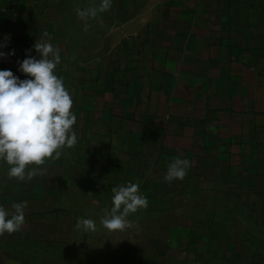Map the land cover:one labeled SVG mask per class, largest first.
Returning a JSON list of instances; mask_svg holds the SVG:
<instances>
[{
  "label": "crops",
  "instance_id": "0c3cea01",
  "mask_svg": "<svg viewBox=\"0 0 264 264\" xmlns=\"http://www.w3.org/2000/svg\"><path fill=\"white\" fill-rule=\"evenodd\" d=\"M0 0V70L60 49L78 142L43 174L9 178L0 205L27 201L20 231L0 235V264H264V0ZM94 28L91 49L73 57ZM87 25V26H86ZM47 34V35H45ZM30 50V51H29ZM187 158L183 180L164 179ZM138 183L148 206L110 231L112 188ZM96 221L85 233L79 218Z\"/></svg>",
  "mask_w": 264,
  "mask_h": 264
},
{
  "label": "clouds",
  "instance_id": "9594fccd",
  "mask_svg": "<svg viewBox=\"0 0 264 264\" xmlns=\"http://www.w3.org/2000/svg\"><path fill=\"white\" fill-rule=\"evenodd\" d=\"M110 7L111 0H100L98 6L76 9V14L87 21ZM33 47L39 59L26 54L18 61V70L26 79L21 80L11 70H0V163L9 166V178L20 181L43 174L42 168L30 166L44 165L48 158L59 159L64 147H73L78 142L73 129L77 123L73 99L55 71L61 63L60 49L50 40H36ZM6 55L15 52L0 51V59ZM190 167L187 158L177 157L169 164L164 179L183 180ZM112 193L113 206L101 224L109 231L125 230L130 227L129 214L146 208L148 199L140 193L138 183L113 187ZM26 207L27 201L14 203L12 211L0 205V235L21 230ZM96 227L95 220L83 217L75 225L85 233L94 232Z\"/></svg>",
  "mask_w": 264,
  "mask_h": 264
},
{
  "label": "rangeland",
  "instance_id": "374dc122",
  "mask_svg": "<svg viewBox=\"0 0 264 264\" xmlns=\"http://www.w3.org/2000/svg\"><path fill=\"white\" fill-rule=\"evenodd\" d=\"M71 27V31H72V37L68 40H70V45L71 48L73 50V57H87L89 60L90 59H95L97 56L96 54H89L87 56L84 55H79L80 53H78L79 50L83 49L84 47H82L83 43H88L89 44V48H92V45L95 42V37L93 36V32H94V28H89V37L88 38H81L79 37V31H81V25L79 23L73 22L71 23V25L69 26ZM110 232V231H109Z\"/></svg>",
  "mask_w": 264,
  "mask_h": 264
}]
</instances>
